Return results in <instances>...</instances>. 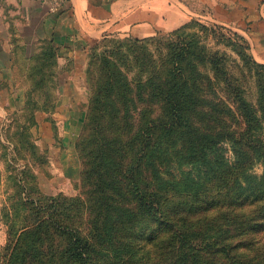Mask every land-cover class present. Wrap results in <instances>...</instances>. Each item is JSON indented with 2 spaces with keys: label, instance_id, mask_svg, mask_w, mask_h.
Instances as JSON below:
<instances>
[{
  "label": "trees",
  "instance_id": "obj_1",
  "mask_svg": "<svg viewBox=\"0 0 264 264\" xmlns=\"http://www.w3.org/2000/svg\"><path fill=\"white\" fill-rule=\"evenodd\" d=\"M184 38L168 42V67L156 81L132 83L101 56L105 80L93 103L104 118L105 105L113 107L116 127L91 137L81 195L38 206L32 224L8 235L5 264H264V170L249 173L258 162L264 168V64L238 52L255 77L252 103L225 55ZM58 56L51 40L38 43L26 65L31 93L46 95L44 81L56 87ZM128 107L131 130L119 120L121 112L130 119Z\"/></svg>",
  "mask_w": 264,
  "mask_h": 264
},
{
  "label": "crops",
  "instance_id": "obj_2",
  "mask_svg": "<svg viewBox=\"0 0 264 264\" xmlns=\"http://www.w3.org/2000/svg\"><path fill=\"white\" fill-rule=\"evenodd\" d=\"M0 1L12 7L17 17L13 22L0 6V126L8 113L23 107L24 88L18 74L34 54L35 45L51 40L58 50V100L51 115L36 116L38 143L56 170L73 165L72 145L85 112L83 68L91 48L102 39L141 40L199 20L242 35L256 61L264 64V0ZM5 239L0 226V248Z\"/></svg>",
  "mask_w": 264,
  "mask_h": 264
},
{
  "label": "rangeland",
  "instance_id": "obj_3",
  "mask_svg": "<svg viewBox=\"0 0 264 264\" xmlns=\"http://www.w3.org/2000/svg\"><path fill=\"white\" fill-rule=\"evenodd\" d=\"M0 6H4L3 1H0ZM4 7L8 11L10 20L16 22L17 17L13 15L14 9L7 5ZM187 24L190 26L189 28L179 36L174 35L167 38L168 42L180 44L184 41V36L190 34L194 35L207 49L225 55L227 68L238 78L239 84L245 90L246 99L254 103L255 77L252 72L243 68L238 53L249 55L259 63L252 54L249 42L239 33L222 25L204 23L199 20H191ZM199 25L209 29L203 30ZM214 26L219 28H214ZM175 31L176 29L168 33H158L150 38L141 39L144 41L138 44L124 39L101 40L92 53L91 50L94 47L91 48L83 68L85 112L72 145L74 149L73 165L67 170H56L55 166L51 164L52 158L49 153L44 150L41 143H38L36 116L38 113L51 115V110L55 108L58 100L56 94L58 82H56V87L55 84H52L54 82H42L45 87L43 86L39 90L44 91L46 95L31 93L27 80V66L21 65L18 83L24 88L23 107L21 110L8 113L0 126V226L6 236L5 243L0 248V264H5L2 256L8 235L10 233L17 234L23 227L32 224L37 216L36 208L38 206L49 205L51 199L54 198H72L81 195L82 156L90 151L91 137L95 136L101 127L104 129V134L116 127L112 117L113 107L109 103L105 105L104 118L103 113H100L93 103L97 89L105 80V75L101 70V56H109L120 76L126 77L132 83L145 78L156 81L168 67V53L171 47L167 45L165 36ZM35 46L34 52L37 48V45ZM52 72L57 76L60 73L58 60L53 66ZM48 85L49 87L46 88ZM25 106H27L26 111ZM149 107L151 116L159 117L161 115L159 106L150 105ZM36 108H43L46 111L36 112L34 110ZM127 110L130 112V119L121 112L119 120L128 128L131 125V130L134 128L135 107H128ZM263 136L264 131H262ZM222 147L225 160L232 163L234 156L230 144L224 142ZM263 170V165L258 162L249 170V173L261 177ZM84 228L85 224L82 226V232Z\"/></svg>",
  "mask_w": 264,
  "mask_h": 264
}]
</instances>
